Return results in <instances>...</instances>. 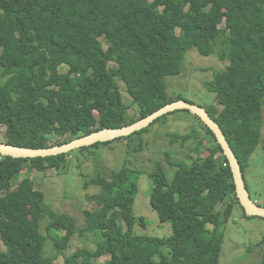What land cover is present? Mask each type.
I'll use <instances>...</instances> for the list:
<instances>
[{
	"label": "trees",
	"instance_id": "1",
	"mask_svg": "<svg viewBox=\"0 0 264 264\" xmlns=\"http://www.w3.org/2000/svg\"><path fill=\"white\" fill-rule=\"evenodd\" d=\"M7 26L15 32L9 34ZM194 48L229 64L208 83L216 98L206 110L246 174L264 128V0H0V55L12 63L5 66L0 59V143L46 149L130 125L118 77L140 109L139 120L146 118L175 102L165 78L181 73ZM21 89L32 100L14 101ZM205 128L215 141L207 143L208 155L200 153L191 166L173 163L172 178L161 166L151 175V205L163 230L172 232L165 238L135 234L143 175L136 169L124 166L85 182V189L97 187L86 197L97 207L84 211L86 226L79 228L74 218L49 207L44 192H16L27 165L42 172L69 169L68 159L77 151L36 159L0 156V264H53L44 258L48 241L65 264H92L107 256L105 264H220L225 236L214 210L229 198L227 223L241 205L229 160ZM219 153L224 155L219 167L211 168ZM46 218L47 233L64 231L63 237L42 233ZM86 234L95 237L96 250L65 255L74 236ZM256 247H263L259 264H264V236Z\"/></svg>",
	"mask_w": 264,
	"mask_h": 264
},
{
	"label": "rangeland",
	"instance_id": "2",
	"mask_svg": "<svg viewBox=\"0 0 264 264\" xmlns=\"http://www.w3.org/2000/svg\"><path fill=\"white\" fill-rule=\"evenodd\" d=\"M225 27V24L222 25ZM9 34L15 31L7 26ZM180 35V30L177 32ZM5 66H11V61L0 55ZM228 63L220 62L217 56H202L196 48L188 51L186 61L181 66V73L165 78L167 94L175 102L185 100L197 106L207 108L215 102V94L208 91V83L213 81L215 75L228 68ZM3 80H0V84ZM79 78H74L78 83ZM117 82L123 94V100L128 107V122L132 124L139 120L140 109L133 103L127 93L125 84L120 77ZM28 94L27 92H24ZM27 98V97H26ZM29 94L27 100H31ZM180 98V99H179ZM179 99V100H178ZM101 104L95 105L94 115L97 120L101 116ZM264 113V106H263ZM160 120V119H159ZM158 120V121H159ZM157 122V121H156ZM219 125V124H218ZM150 131L132 138H122L116 141L92 146L77 151L69 158V169H50L38 171L30 169L27 165L23 170V178L17 181V194L30 192L34 189L42 191L46 196V203L59 215H66L76 220L77 226H86L84 211L93 210L96 205H88L86 197L97 193V187L90 186L85 189V182H91L99 175L108 176L112 170H120L126 166L140 171L143 175L139 182V195L134 205V213L139 219L135 227V234L140 236L165 238L171 235V228L163 230L158 223V214L151 205V195L154 182L152 174L158 171L159 166L173 177L175 168L173 163L182 162L191 166L200 153L209 154V144L215 141L208 133L204 123L189 111H177L169 114L162 121L152 124ZM6 129L2 128L4 137ZM190 136L187 140L184 137ZM70 135L65 140H70ZM217 139V138H216ZM56 140V139H55ZM54 138L50 142H55ZM203 143H200V142ZM137 146V147H136ZM224 155L216 154L211 168L219 167ZM72 160V161H71ZM30 164V163H27ZM245 179L250 195L255 203L264 208V128L262 132V144L249 160V168L245 172ZM230 204L229 198L219 203L214 210L221 214L222 225L220 230L224 232V243L220 264H259L263 247H256L264 236V219L248 217L242 210V205L235 207L228 222L225 223V215ZM245 211V210H244ZM140 218H143L144 224ZM51 222L46 218L41 222V231L47 237L46 227ZM213 226V225H212ZM210 226V228H212ZM53 233L50 237L61 238L65 232ZM95 237L93 234L74 236L65 255L87 249L95 251ZM4 247V244L2 243ZM0 243V249H2ZM254 248L253 250H251ZM44 258L53 260V264H65L64 256L54 250L53 242L48 241L44 251ZM110 258L103 257L93 261L92 264H105ZM82 263V260L79 261Z\"/></svg>",
	"mask_w": 264,
	"mask_h": 264
},
{
	"label": "water",
	"instance_id": "3",
	"mask_svg": "<svg viewBox=\"0 0 264 264\" xmlns=\"http://www.w3.org/2000/svg\"><path fill=\"white\" fill-rule=\"evenodd\" d=\"M177 111H189L197 116L204 125L208 126L218 140V144L225 152V156L229 160L231 169L234 175L236 191L241 205L247 216H254L264 219V209H261L257 203L251 199L250 192L243 177L242 166L233 152L230 143L228 142L221 127L211 117L208 111L200 106L180 100L173 102L154 114L143 118L130 125L123 126L117 129H101L88 136H83L72 140L69 143L52 146L46 149H28L9 145L8 143H0V156L12 159H36L57 157L64 154H70L83 148H89L97 144H106L118 139L129 138L134 134L148 129L159 119L175 113Z\"/></svg>",
	"mask_w": 264,
	"mask_h": 264
},
{
	"label": "crops",
	"instance_id": "4",
	"mask_svg": "<svg viewBox=\"0 0 264 264\" xmlns=\"http://www.w3.org/2000/svg\"><path fill=\"white\" fill-rule=\"evenodd\" d=\"M22 90H24L25 92H27L26 89H21L18 93L14 94L12 96V98H13L14 101L20 100L23 103H27V102L30 101V100L29 101L27 100V98L29 97V94L32 96V98L34 97V95L31 92H27L28 94L25 93V96H24L23 94H21L22 93ZM32 98H31V100H32Z\"/></svg>",
	"mask_w": 264,
	"mask_h": 264
},
{
	"label": "bare ground",
	"instance_id": "5",
	"mask_svg": "<svg viewBox=\"0 0 264 264\" xmlns=\"http://www.w3.org/2000/svg\"><path fill=\"white\" fill-rule=\"evenodd\" d=\"M207 128H209L208 126H207ZM233 150V149H232ZM234 152V151H233ZM224 155H225V152H224ZM243 171V170H242ZM233 172V171H232ZM234 176V175H233ZM243 177H244V179H245V174L243 173ZM251 199H252V197H251ZM253 200V199H252ZM240 202H241V200H240ZM261 209H264V208H262L261 207ZM247 215V214H246ZM249 217H254V216H249Z\"/></svg>",
	"mask_w": 264,
	"mask_h": 264
},
{
	"label": "clouds",
	"instance_id": "6",
	"mask_svg": "<svg viewBox=\"0 0 264 264\" xmlns=\"http://www.w3.org/2000/svg\"><path fill=\"white\" fill-rule=\"evenodd\" d=\"M53 143V142H52ZM1 159V158H0Z\"/></svg>",
	"mask_w": 264,
	"mask_h": 264
}]
</instances>
